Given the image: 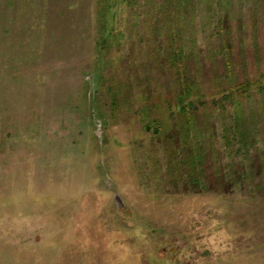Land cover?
Wrapping results in <instances>:
<instances>
[{
	"label": "rangeland",
	"instance_id": "374dc122",
	"mask_svg": "<svg viewBox=\"0 0 264 264\" xmlns=\"http://www.w3.org/2000/svg\"><path fill=\"white\" fill-rule=\"evenodd\" d=\"M0 264H264V0H0Z\"/></svg>",
	"mask_w": 264,
	"mask_h": 264
},
{
	"label": "trees",
	"instance_id": "16d2710c",
	"mask_svg": "<svg viewBox=\"0 0 264 264\" xmlns=\"http://www.w3.org/2000/svg\"><path fill=\"white\" fill-rule=\"evenodd\" d=\"M114 10L110 11L109 13V17H108V20L109 22L112 20V12ZM109 26V25H108ZM255 80V81H254ZM253 81H246L244 83H240V84H237L236 86H233L232 88H230L229 90V93L225 94V99H232L234 96H240L241 98L242 97H245L247 96L248 92H250V87L254 86V84L259 81V84H261L262 81H260L259 79H254ZM244 95V96H242ZM189 105L187 103H185L184 105H181L180 108H179V111L181 112V115H183L185 117V119L187 121H190L188 119V115H189ZM238 118V119H237ZM233 120V130H240L241 127H242V123L241 121L239 122V119H241L240 117H237ZM244 125L246 124V120H243ZM245 128V127H244ZM232 131V130H230Z\"/></svg>",
	"mask_w": 264,
	"mask_h": 264
}]
</instances>
